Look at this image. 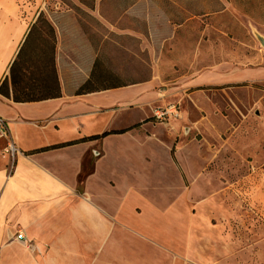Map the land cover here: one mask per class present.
I'll return each instance as SVG.
<instances>
[{
  "label": "rangeland",
  "instance_id": "1",
  "mask_svg": "<svg viewBox=\"0 0 264 264\" xmlns=\"http://www.w3.org/2000/svg\"><path fill=\"white\" fill-rule=\"evenodd\" d=\"M13 1L30 26L37 0ZM43 3L44 19L68 21L55 27L60 40L67 29L87 40L80 62L96 59L93 84L137 86L93 98L104 110L64 122L61 131L73 136L77 125L110 129L150 121L147 133L157 136L104 142L98 180L105 195L119 200L135 180L147 184L155 203L180 196L187 228L199 231L197 261L264 264V46L257 38H264V0ZM62 76L69 93L77 78ZM172 107L173 114L156 118ZM54 133L45 138L52 141ZM166 151L178 171L168 168ZM170 239L178 248L185 238Z\"/></svg>",
  "mask_w": 264,
  "mask_h": 264
},
{
  "label": "crops",
  "instance_id": "2",
  "mask_svg": "<svg viewBox=\"0 0 264 264\" xmlns=\"http://www.w3.org/2000/svg\"><path fill=\"white\" fill-rule=\"evenodd\" d=\"M43 9V0H37V16ZM49 18L57 29V24L68 25L66 18ZM30 22L13 0H0V80L7 74ZM67 35L65 40L57 35L60 98L15 103L0 96V116L7 123L10 139L21 152L9 172L8 158L2 153L4 141H0V264H250L197 261L194 252L200 246L199 231L187 228L186 202L180 196L167 199L164 204L155 203L147 194V184L144 187L135 180L126 186L119 200L105 195V184L98 180L106 156L104 142L111 138L135 139L138 135L149 142L157 136L147 133L150 121L110 129L77 125L71 129L73 136L64 127L61 131L62 123L93 117L101 110L93 98L137 88L130 85L75 96V89L90 74L94 57L90 63L80 62L84 54L80 46L87 45V40L72 29H67ZM62 74L77 78L69 93H65ZM123 102L132 100L124 98ZM137 124L141 125L140 131L138 126L100 140L37 152ZM143 129L146 132L142 134ZM47 132H55L56 138L47 140ZM158 143L166 145L160 139ZM166 155L168 168L172 166L178 171L171 153L166 151ZM109 187L115 189L116 183L109 180ZM170 221L183 222L181 226L174 225L178 232L174 226L170 228ZM18 233L25 239L18 240ZM175 237L185 238L178 248L170 239Z\"/></svg>",
  "mask_w": 264,
  "mask_h": 264
},
{
  "label": "trees",
  "instance_id": "3",
  "mask_svg": "<svg viewBox=\"0 0 264 264\" xmlns=\"http://www.w3.org/2000/svg\"><path fill=\"white\" fill-rule=\"evenodd\" d=\"M56 47L55 26L50 20L44 19L40 12L37 19L29 26L14 59L8 66L7 74L0 80V96L15 103L41 102L60 98L61 84L56 67ZM97 64L94 58L90 74L75 89V96L125 87L116 84L109 86L93 84L94 68ZM99 76L102 79L103 75L99 74ZM139 125L121 131H105L79 141L45 147L37 152L65 147L78 142L100 140L109 135L123 134Z\"/></svg>",
  "mask_w": 264,
  "mask_h": 264
},
{
  "label": "built area",
  "instance_id": "4",
  "mask_svg": "<svg viewBox=\"0 0 264 264\" xmlns=\"http://www.w3.org/2000/svg\"><path fill=\"white\" fill-rule=\"evenodd\" d=\"M172 109H174V108L173 107L169 108L168 110H165L164 112H157L155 114V116L157 119H161L164 116H169V115L173 114L174 110H172ZM1 140L4 141L2 153L8 158V161H9L8 170H9V172H11L13 170L15 160H16L17 156L21 154V152H19L18 148L15 146V144L10 139V134H9V131L7 128V123L0 116V141ZM16 238L18 240L25 239V237L23 236L22 233H18Z\"/></svg>",
  "mask_w": 264,
  "mask_h": 264
},
{
  "label": "water",
  "instance_id": "5",
  "mask_svg": "<svg viewBox=\"0 0 264 264\" xmlns=\"http://www.w3.org/2000/svg\"><path fill=\"white\" fill-rule=\"evenodd\" d=\"M257 38H258L260 44H261L262 46H264V38H261V37H259V36H258Z\"/></svg>",
  "mask_w": 264,
  "mask_h": 264
}]
</instances>
